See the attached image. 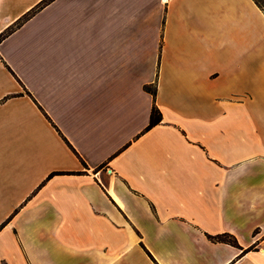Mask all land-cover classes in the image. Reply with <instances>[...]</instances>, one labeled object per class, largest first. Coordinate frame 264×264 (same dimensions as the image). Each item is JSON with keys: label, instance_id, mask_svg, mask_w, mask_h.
<instances>
[{"label": "crops", "instance_id": "1", "mask_svg": "<svg viewBox=\"0 0 264 264\" xmlns=\"http://www.w3.org/2000/svg\"><path fill=\"white\" fill-rule=\"evenodd\" d=\"M0 264H264L256 0H51L0 41Z\"/></svg>", "mask_w": 264, "mask_h": 264}, {"label": "trees", "instance_id": "2", "mask_svg": "<svg viewBox=\"0 0 264 264\" xmlns=\"http://www.w3.org/2000/svg\"><path fill=\"white\" fill-rule=\"evenodd\" d=\"M51 0H42L40 1L35 7H33L30 11H28L25 15L22 16L18 21H16L14 24L10 25L7 29H5L3 32L0 33V41L8 36L16 27L23 24L24 21H26L32 14L40 10L44 5L48 4ZM257 2V1H256ZM258 3V2H257ZM146 90L156 95V88L154 86H145ZM162 112L157 107V105H154L151 111V117H150V123L147 127V129H150L154 125L160 123L162 121ZM209 237L213 240L223 241L230 243L235 246H239L238 241L236 237L230 233H223L219 235H209ZM253 247H249L247 250H251Z\"/></svg>", "mask_w": 264, "mask_h": 264}, {"label": "rangeland", "instance_id": "3", "mask_svg": "<svg viewBox=\"0 0 264 264\" xmlns=\"http://www.w3.org/2000/svg\"><path fill=\"white\" fill-rule=\"evenodd\" d=\"M256 1L264 9V0H256Z\"/></svg>", "mask_w": 264, "mask_h": 264}]
</instances>
